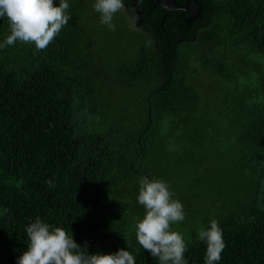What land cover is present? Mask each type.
Instances as JSON below:
<instances>
[{"label": "trees", "instance_id": "1", "mask_svg": "<svg viewBox=\"0 0 264 264\" xmlns=\"http://www.w3.org/2000/svg\"><path fill=\"white\" fill-rule=\"evenodd\" d=\"M161 1L123 0L112 31L96 0H67L45 49L0 48V264H17L37 218L89 255L159 264L136 238L141 177L182 203L170 231L188 264H205L212 220L214 264H264V0H196L195 17L191 0Z\"/></svg>", "mask_w": 264, "mask_h": 264}, {"label": "clouds", "instance_id": "2", "mask_svg": "<svg viewBox=\"0 0 264 264\" xmlns=\"http://www.w3.org/2000/svg\"><path fill=\"white\" fill-rule=\"evenodd\" d=\"M124 8L123 0H96L94 10L100 14V23L115 31L114 15ZM67 0H0V18L9 21L10 35L0 48L14 45L16 41L34 44L37 51L45 49L71 20ZM138 203L144 206L145 215L136 223V238L140 246L159 264H188L184 258L185 240L179 232L170 231V225L183 222L185 212L179 200L162 180L141 177ZM29 238L27 250L17 264H135L128 250L120 249L113 254L89 255L78 245L71 234L62 228L50 230L39 218L26 228ZM199 239L206 242L205 264L221 259L225 248L222 230L216 220L210 228L199 231ZM87 253V254H86Z\"/></svg>", "mask_w": 264, "mask_h": 264}, {"label": "water", "instance_id": "3", "mask_svg": "<svg viewBox=\"0 0 264 264\" xmlns=\"http://www.w3.org/2000/svg\"><path fill=\"white\" fill-rule=\"evenodd\" d=\"M162 7H164L168 12L177 11L181 8L176 4V0H162L161 1ZM200 5L197 3L196 0H191V5L188 8H184L186 12H188L193 17L197 16L200 12Z\"/></svg>", "mask_w": 264, "mask_h": 264}, {"label": "rangeland", "instance_id": "4", "mask_svg": "<svg viewBox=\"0 0 264 264\" xmlns=\"http://www.w3.org/2000/svg\"><path fill=\"white\" fill-rule=\"evenodd\" d=\"M203 80H205V81H206V80H207V78H206V77H204V78H203ZM203 84H204V83H203ZM203 84H202V85H203ZM203 90H204L205 92L209 90V91H210V93H211V94H213V91H214V93H215L217 89H214V88L212 87L211 89H208V88H203Z\"/></svg>", "mask_w": 264, "mask_h": 264}]
</instances>
